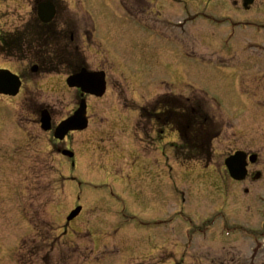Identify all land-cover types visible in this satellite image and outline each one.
I'll return each instance as SVG.
<instances>
[{
    "label": "rangeland",
    "instance_id": "obj_1",
    "mask_svg": "<svg viewBox=\"0 0 264 264\" xmlns=\"http://www.w3.org/2000/svg\"><path fill=\"white\" fill-rule=\"evenodd\" d=\"M34 1L0 0L5 33L28 22ZM127 1L140 12L125 16L119 0L60 3L69 16L59 22L69 19L83 31L82 8L109 50L107 56L101 45L103 54L95 56L110 89L91 100L87 130L60 142L41 129V108L54 106V126L76 108V91L60 79L37 75L42 91L0 97V264H222L225 256L247 262L250 250L263 263L264 97L257 92L264 93V31L241 24L235 40L226 42L230 27L213 18L264 25V0L248 12L243 0ZM159 94L202 103L214 117L212 130L220 136L209 160H180L174 128L165 126L163 139L139 118L136 107ZM68 148L75 151V168L61 154ZM245 148L259 154L253 171L262 176L245 181L234 196L225 160ZM221 183L230 194L225 203L216 187ZM78 205L81 214L67 222ZM160 220L166 224L152 226ZM159 237V251L151 255Z\"/></svg>",
    "mask_w": 264,
    "mask_h": 264
},
{
    "label": "flooded vegetation",
    "instance_id": "obj_2",
    "mask_svg": "<svg viewBox=\"0 0 264 264\" xmlns=\"http://www.w3.org/2000/svg\"><path fill=\"white\" fill-rule=\"evenodd\" d=\"M52 2L56 6V15L53 21L50 23H43L38 17V4L40 2ZM126 6H123L127 12H140L136 10L133 5L129 4L127 0H122ZM139 1V0H138ZM145 1V2H144ZM239 0H235L233 2L238 3ZM256 1V0H254ZM62 0H35L34 1V17H30L28 22L26 21L20 26H16L13 30L8 32H4L0 26V59L2 60L1 64H7L6 66H1L0 70H8L12 72V74L17 75L21 79L22 86L20 88L19 96L23 90H41L42 88L38 89V81L36 76L39 75L41 78H48L52 79L51 82L55 83L54 79L66 85L67 78L71 75L77 74L82 69H87V71L98 72L103 71L106 73V90L110 89V80L108 76L107 69L102 68L101 66L96 65V57H101V43L95 40L94 32L90 29L91 24L89 22V15L86 14L83 9L81 8V23L84 24L83 31L79 28V24L77 22H70L69 19H63V23L59 22L61 16H69L68 9L63 8L60 6ZM142 4H148L146 0H141ZM144 2V3H143ZM144 8V7H143ZM146 7L144 8V12ZM80 14V13H79ZM73 19V18H70ZM69 26L72 28L73 32L69 34L71 30H69ZM64 28V30H63ZM78 28V29H77ZM81 31H80V30ZM77 30V32H76ZM60 38H64L60 39ZM39 46H45V51H40L45 54H41L39 51ZM100 49V50H99ZM53 52V54L51 53ZM93 56L91 59L90 54ZM104 54L109 56V51L104 50ZM104 57V56H103ZM108 58V57H107ZM34 66L36 70L34 71ZM98 66V67H97ZM97 67L96 69H94ZM62 79V80H61ZM52 87V86H51ZM76 91V97L74 105L77 107L79 102H81L84 98L87 100L88 103V115H89V122L92 121L91 115V100H98L103 99L102 97H94L93 95H83L80 89H73ZM259 91V90H257ZM256 91V92H257ZM257 98L261 100L264 97L257 92ZM256 96V94H255ZM159 97L157 98L158 107L164 109V102L162 100L159 101ZM127 100V99H126ZM178 103L174 102L173 106H177ZM47 108L51 113L52 118H54V106L48 104ZM180 112V111H179ZM172 113V112H171ZM166 113L165 110L159 111L157 113H150L147 112L148 119L151 116H154L151 120L155 122L157 125L155 126L154 130L157 131V136L160 138H164L166 134H164V127L165 124L168 126H172L174 128L173 132L175 134H181V127H180V116L177 115L178 112L174 111L172 114ZM150 128V127H148ZM218 137L220 134L217 135ZM238 149H235L237 151ZM249 155L253 154L252 149L245 148L243 149ZM233 152V151H232ZM231 152V153H232ZM230 153V154H231ZM259 154L257 163L248 165V176L245 181L248 179L254 182L255 173L259 172L258 170L253 171V167L256 166L259 162ZM226 173L228 175V179L231 180L233 184H235L234 196H239L240 190L239 188L243 185L245 181H234L231 177L229 172L226 168ZM226 184H217L216 187L218 192H220L224 202L228 200L230 197L229 191L226 188ZM246 193H249L248 188L245 189ZM164 220L157 221V224L162 225ZM158 243L153 244V249L156 251L151 252V255H156L159 250L157 248L159 245L161 246V238L159 237ZM250 250L251 260L247 262H226V256L223 257L222 264H264V262H255L253 256H257L255 251L252 252ZM260 255V254H259ZM156 264V263H154ZM157 264H164L159 262ZM175 264V263H174ZM191 264H218L217 262H194Z\"/></svg>",
    "mask_w": 264,
    "mask_h": 264
},
{
    "label": "water",
    "instance_id": "obj_3",
    "mask_svg": "<svg viewBox=\"0 0 264 264\" xmlns=\"http://www.w3.org/2000/svg\"><path fill=\"white\" fill-rule=\"evenodd\" d=\"M252 0H245L244 6L248 8L250 4H252ZM39 16L43 22H48L53 19L55 15V6L53 3L48 2L40 4L39 6ZM86 72V71H85ZM8 71L1 72L0 71V93L8 94V95H16L19 92L21 83L17 77L12 79L9 76ZM104 75L102 78L100 76L91 75L89 73H80L75 76H71L68 79L69 86L72 87H82L83 91L86 93L94 94L97 96H102L105 92V79ZM7 80L10 83H7ZM42 128L46 131L51 129V116L47 111H43L42 113ZM88 125V120L86 117V104L82 103L81 107L77 112L67 120L63 121L55 131V137L63 140L65 136L74 130H84ZM64 155L69 157H73L74 153L65 151ZM257 160L256 155H252L251 162H255ZM226 165L228 166L231 176L236 180H243L247 175V154L245 152L239 151L237 154L229 157L226 160ZM261 176L260 173L257 174V178ZM81 211V208L78 207L71 215L68 217V221L73 220Z\"/></svg>",
    "mask_w": 264,
    "mask_h": 264
},
{
    "label": "trees",
    "instance_id": "obj_4",
    "mask_svg": "<svg viewBox=\"0 0 264 264\" xmlns=\"http://www.w3.org/2000/svg\"><path fill=\"white\" fill-rule=\"evenodd\" d=\"M45 51V46H39V51ZM40 51L41 54H43ZM53 54V52H51ZM45 55V54H43ZM179 103V102H178ZM173 106V104L169 103L168 106ZM177 108L181 109L182 111H185L186 114H181L177 115L178 117L180 116V127L182 130L181 138H182V145L181 146H176L178 149L177 153L178 156L180 153H184V156H190L194 157L193 155L195 154H201V153H206L210 154V140L212 136L207 135V132L205 134L204 129H203V123H202V117L208 118L206 114H204L203 109L201 105L197 104L196 109H190L189 105H184L181 101L177 105ZM168 110L171 113L173 110L172 108H168ZM192 111V114L189 113ZM196 112V114H193V112ZM173 113V112H172ZM171 113V114H172ZM201 116V117H200ZM205 127V126H204ZM40 234V231L38 232ZM42 234V233H41ZM41 248L36 247L35 252L37 253L40 251Z\"/></svg>",
    "mask_w": 264,
    "mask_h": 264
}]
</instances>
